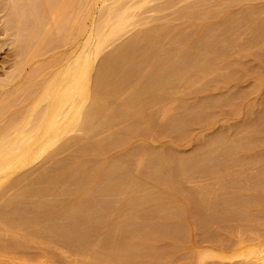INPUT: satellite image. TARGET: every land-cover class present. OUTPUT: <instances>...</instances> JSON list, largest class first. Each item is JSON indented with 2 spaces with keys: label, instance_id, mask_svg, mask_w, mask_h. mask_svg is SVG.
Here are the masks:
<instances>
[{
  "label": "rangeland",
  "instance_id": "374dc122",
  "mask_svg": "<svg viewBox=\"0 0 264 264\" xmlns=\"http://www.w3.org/2000/svg\"><path fill=\"white\" fill-rule=\"evenodd\" d=\"M209 1L210 0H173V2L169 3L167 0H152L146 6L135 11L139 17H142L139 23L137 22V25L128 26L121 35L118 34V36L109 39L105 43L101 54L95 61L96 67L100 64L103 56L113 55L116 58V55L118 54L120 59L117 57L118 60L115 59V61H124L123 63L125 66L123 63H120V65L126 67L125 69H131V72L129 73L132 75L127 74V70V73H123L125 70H123V72L121 70L123 75L126 74L134 77L142 71L145 73V76L147 75L146 79L150 80L149 83H156L154 81L158 79L157 77L160 78L162 74L165 77L166 74L163 72L169 71V73H171L172 70H174L172 68L175 67L178 68V70H181V68L184 69L182 65L186 62H182L181 59L183 56L184 58L186 56L188 58L184 59V61L191 59V63H193V57L196 58L197 54L199 56L200 53H195L196 47L194 46H196V43L198 42L199 46H197V48L200 50L199 47L203 45V41H195L198 40L199 37L196 39L193 35L196 30H198L197 28L200 24H209L206 26L207 29H203L204 31L199 33V35L202 36L200 37V40H202L204 34L208 33L211 35L213 33L221 37L218 39V36L214 37L210 35L213 38V40L211 39L212 41L217 37L221 43L217 40V44L219 45L214 47L213 44L216 42H213L211 47L213 46L212 48L214 49L211 50H214L215 52L213 54V51L209 52L212 56H210L211 54H207L208 58L205 57V59L207 58L206 60L202 59L204 64H201V62V68L200 66L198 67L201 69L198 70V72L200 71L198 73L199 75H193V72L191 71L193 77L188 72L189 77L192 78H188L189 80L187 79V81L181 80L179 83H175L176 85L174 84L175 86H173L176 87L175 89L170 88L171 86L162 87L164 89L169 88L170 90H173L171 91V99L168 98V94V96L164 94V97L160 94V96L158 95V99H156V103H154L155 98H157L155 96L159 94L158 92L161 87L158 85L159 91L157 88L158 86L156 87L155 85L154 88L152 87L149 89L150 87L147 86L149 83L143 78L145 77L144 74H141L143 75L142 81L144 80L142 83L145 84L146 82L147 84L145 85L149 87L146 88V90L149 89V95L150 92L152 93L154 91H152V89H156L158 92L157 94L156 92L153 93L154 102L151 101L153 104L147 101V103H150L151 105L149 107V104H145L146 106H144L145 108H143V111L142 108L141 110L140 108L135 110L138 106L134 107L135 111L133 109L131 110V108L129 110V108H125V106L124 111L127 110L129 113L123 115L122 113L124 112L120 111L119 114L121 117L118 116V114L115 115L113 119L114 124H116V116L119 118L117 120L119 122H117V125H114L111 122L112 126L110 125L111 127H109V129L111 128L110 130H112L111 132L115 130L118 131V129H121L122 132L124 128H128V125H133L137 122L136 124L138 128H134L135 125H133L134 127L131 126L134 128L132 129L133 133H130L129 136H126L123 140L121 139L122 142L120 141L118 142L119 144L116 145H112L113 143L106 145V150L104 145L102 153L99 151L101 154L96 152L97 155L96 153H93L94 155L91 153V156L87 154L86 156L81 155V157L75 149L81 148L82 145L80 144L83 142H75L77 144L73 143L74 146L71 144L68 150L59 154L61 156H56L57 162L47 163L48 161L46 159L44 160V158L47 153L53 150V148H51L30 166L13 174L2 184V186L0 185V264H102L105 255L109 253L107 251L108 248H110V259L114 264H253L264 254V0ZM199 3H201V5H199ZM191 9V12L193 13L185 15V13ZM182 14H184V16ZM235 17H238V20H235ZM194 25L196 28H194ZM208 27H211V29L209 30ZM153 28H156V30L160 28L158 31L163 28V30H161L162 32L165 31V29L167 31L169 28L171 29L167 35L165 32V37L167 36V38H165V41L161 44V46L163 45L162 49H160L161 47L158 48L161 52L160 50L158 51L159 53L154 52L157 50V47L150 45L151 48L147 45V43L151 44V41L148 38L143 40V46L142 41L140 42V46H138L139 44L136 46L133 45V47L129 46V44L131 45L129 41L136 33L139 34L141 31L150 32L148 30H153ZM212 30L213 32H211ZM183 35L187 37L185 38ZM54 37L56 38L58 36ZM51 39L53 38H50V40ZM174 39L175 41H173ZM50 40H47L44 44L46 46L48 43V46L50 45L51 47H44L45 50H41L42 52L41 54L39 53L40 55L38 54V57L36 56L33 59L30 58L31 61L29 60L26 62L24 57L20 56V53H18V46L16 45L14 35L6 38L2 37L0 34V92H4L5 94L0 98L2 99L0 100V135L1 133H5L4 130L6 128L8 130L10 124L13 126L15 124V128L12 127V129H16L17 126L20 125L23 121V117L31 108L44 80H46L60 65L62 57L65 58L67 56L68 52L66 51H69V45L64 46L59 38L57 41L63 46L61 44H56L55 47L56 40H54L55 42H51ZM169 41L172 43L170 44ZM119 47L122 48L119 49L121 51L120 56V51L115 54V51H118L117 48ZM128 47L131 48L128 49ZM147 47L151 48L152 51ZM47 48L51 49L48 50ZM133 48L135 51L132 50ZM153 48L156 50L153 51ZM200 52L203 54L202 49ZM160 53L163 57L159 56ZM125 54L127 56H125ZM190 55L191 58H189ZM130 56H134L132 58L134 60H131ZM153 56L154 59L156 57L158 58V63H156L157 58L155 59L156 66L151 63L152 61L150 62ZM131 61L133 63H131L133 68L130 66ZM190 61H188V64H190ZM134 62L136 63L134 64ZM137 63L139 64L137 65ZM118 65L115 67V64L113 63V68L119 73V68H122L123 66L119 67ZM174 71L177 70L175 69ZM126 75L125 77H127ZM194 76L196 77L194 78ZM199 76L202 78H199ZM150 77L155 79L151 81L152 79H150ZM198 78L200 81H198ZM144 84L142 85L143 88L145 86ZM203 88L205 89L203 90ZM129 90L123 92L121 96L123 97L124 93H126L125 95L127 97ZM146 90L143 91L147 93ZM167 92L169 91L164 93ZM122 97H120V100ZM144 98H141V100ZM147 98L143 100L144 103L146 100H149ZM161 98L164 101H160ZM123 99L121 101L122 104L123 102H127V99ZM40 105L41 106H39L37 110L43 106V103ZM139 106L141 107V104ZM163 106H165V108ZM194 106H199L198 110H200L195 112L194 110H196L197 107L193 109ZM160 108L161 111L158 110ZM134 112L136 113L134 114ZM137 112H143V115L140 113L139 115L142 116H137ZM161 112H165V114ZM179 112H185L186 116H190L189 118L192 120L188 118V120H186L185 118L184 121L183 118L184 126L182 125V128L179 126L178 128L172 127L173 129H171V126L166 127V125H168L167 121L170 119L171 115L173 116L176 114V116H178L181 114ZM184 114L181 115L183 116ZM125 115L126 117H124ZM134 116L136 117L135 123L133 122L135 118ZM180 117L178 116V118ZM139 118L140 121H138ZM172 118H175V116ZM186 121L187 123H185ZM108 130L107 133L110 132V130ZM9 131H11V128ZM74 132L75 131H73V133H68L63 138L64 140H62L64 142H72V138L79 135L78 132ZM103 134L106 135L105 133ZM103 134L97 135L94 137V140H96V138L99 139ZM220 137H222V143L219 142L218 138ZM215 139H218L217 143H220V150L215 154L210 153L213 157L215 155L216 159L214 158V160L209 153L206 152L208 149L206 146ZM85 144L87 145L88 143ZM221 144H223V146ZM76 145H80V147ZM86 145L83 143V146ZM140 150L146 151L147 154H145V157H140ZM68 152H70V154ZM135 152L137 154H134L135 157H133V153ZM130 153H132V155ZM164 153L168 155L170 159H172L171 156H174L176 159L173 158V162L180 159L177 157H184V159H191L190 162L200 159V165L202 163V157L204 159L206 157L207 161L203 160L205 165L202 163L203 168L201 167L202 165L200 166L202 168L201 170L198 168L200 172L203 171L202 173L204 176L200 172L198 173L197 169V173H195L196 175L194 174L187 178V180H190L187 181L185 178L184 180H181L182 182L179 180V183V181H177L178 175L175 172L176 169L174 170V168H176L174 167L175 165L173 166L172 164L170 168L165 170L169 175L171 173L172 175L173 173L177 175V177L173 175L177 180L174 178V182H172L173 184L170 182L172 185L170 187L168 185L167 187L163 182L159 183V185L160 187L163 186V189L166 187L169 191L173 190L171 192H175L174 194L182 200V206L179 205L181 203L178 199L177 201L179 204L176 203L177 201H174L175 203L171 201L170 203L173 204H169L170 206L168 204L163 206V203H159V206L161 207L157 206L156 209V205H150L152 202V194L150 193L153 190L155 191V189L150 191L152 186H149L150 188L146 186L145 188H142V191L147 188L149 189V192L146 190L144 191V194H149L144 195L145 197L142 198L143 201H149V203L143 208L135 209L136 207L134 206V208L133 205H135L136 199L141 193L140 192L138 196L136 192L141 191L139 190L141 188L137 191L135 189L136 192H131L132 190L130 189L131 191L129 190V192H131L132 195L129 192L126 193L127 190H125L124 192L126 195L122 194L124 192L120 194V199L121 197L123 198L120 200L115 210L108 214L107 223L109 226L106 230H110L106 231L107 233L105 234L97 235L101 223L104 222V220L102 221L101 214L91 215L90 219L88 218L87 221H85L86 218L84 219L83 222H85V225L82 224V229L84 226L85 235L81 234L82 237L79 235L80 238L77 237L78 240H75L73 244H68L67 242H64L65 240L62 238H58V236L56 237V235L54 236L47 232L48 235L46 233H43L42 235V233L38 232V236H35L37 235L36 232H32L33 234H31V232L27 234L28 232L26 233L24 230H21L16 221L17 224L14 222L13 225L12 223L13 227L6 223L7 216H13L14 219H17L19 215L17 217L15 216V214H17V208H15V206H13L14 208L12 205H9L8 207L3 206L6 201L5 199L11 198L14 195L13 192L16 191L14 186L18 187L17 190L21 189V186H27L25 188H29L28 186L30 183L39 179L38 172L43 168L46 171L47 177L49 176L48 178H53L51 176L55 177L60 174L66 175V171L68 173L71 168L73 169L76 163L79 162V159L81 161V158L82 160H87L88 158L89 162H91V159H95L97 162L94 160L95 162H91V164H101L99 166L102 169L106 168L110 163L109 161L118 159H122V161L124 160V163L126 162V167L129 166L130 168V163L135 159V163L132 164L130 170L136 168V170L134 169L133 171H137V169L140 168L139 172H136L138 174L143 173L146 170L142 163L145 162L144 159H152V157H155L152 160L154 161L158 156H161ZM206 153H208V157L206 156ZM71 156L72 158H70ZM131 156L134 159H132ZM187 156H191V158H188ZM192 156H195L196 159L193 157L192 160ZM138 157L141 158L139 168L136 166ZM58 160H60L61 163L58 162ZM63 160H65V162H63ZM99 160L101 163L98 162ZM42 162L45 167L42 165ZM147 162L146 164H148ZM34 168H37V171ZM58 169H62V172L58 171ZM170 169L174 170V172H171ZM88 171L89 170L86 172L82 171V179L88 177V175H86ZM165 171L163 170L159 172L164 174ZM26 172H28L27 174L29 177ZM156 173L157 172H155L154 175L158 176L159 173ZM161 173L160 176L163 175H161ZM84 174L86 175V178L83 177ZM218 174L221 175L219 176ZM24 175L28 178L23 177ZM213 175V178L217 177L216 181L213 180ZM153 176L152 178L155 177ZM200 176L205 178L202 179ZM79 177L80 174L79 176L76 175L74 177L75 182L70 181L68 183L67 181L69 180L63 181V183L61 182V186H59L60 184L58 185L59 190L57 188L56 192L57 196L59 194L60 197H57L55 194H48L47 199L50 201L54 197V203L69 199L70 194H68V192L70 193L72 190V186L70 185L76 182L80 183L78 181ZM156 178H159V176ZM171 178L173 179L170 175V180L172 181ZM207 178H210L211 182H209ZM14 179H18L17 184L10 186ZM198 179L199 181L201 180L200 182H205L204 184L206 187H209V190L213 187L216 188L217 185H219V188H217L218 192L216 196H214V198H217L216 206L218 208L217 209L216 206L214 208V212L216 213H214L215 217L212 216L213 213L212 215H208L207 212L204 211L205 209L202 210L204 207L202 208L200 205V202L198 201L199 197L197 192H195L200 188V182ZM19 180L24 182L22 183ZM157 180L156 182H159L164 179ZM194 180L199 182V184L196 181L194 183ZM80 181L82 182V180ZM164 181L167 183L166 180ZM18 182L21 183V186ZM64 182L67 186L69 185L68 189ZM206 182L210 183V185H207ZM39 183L40 182L38 181V184H32L33 187H31L32 185L30 184V188L35 187L43 189L48 186L47 183ZM196 183L197 185L195 186L194 184ZM63 184L64 186H62ZM204 184L201 183V185ZM220 186H223V188ZM69 187L71 189H69ZM214 188L213 190H215ZM3 191L5 194H3ZM60 191H62L61 194ZM214 194L210 193V196L212 197ZM49 195H52V198ZM135 195L138 197L135 198ZM141 195L143 196V193ZM55 196L57 200H55ZM130 196L135 198L134 204L132 203V199L134 198L131 199L132 202L128 201L130 200ZM31 197L32 200L30 199V201L35 202L36 198L33 195ZM140 197L138 199H141ZM33 198L35 199L33 200ZM63 201H61V203ZM165 207H167V209ZM3 208L5 211L9 210L10 213L7 212V215L3 212L5 213L4 215L2 213L4 210ZM12 209L16 210L14 212L12 211L11 214ZM46 212L49 211L46 210L45 213ZM161 212H163V214H161ZM166 212L167 214L169 213V215H167ZM104 213L106 214V212ZM3 223H5V227ZM114 227L117 229H113ZM110 231H112L111 234ZM96 242H98L97 245H95ZM109 242H111V244H109L111 245L110 247H108ZM250 246H257L259 247V250L249 253L247 251L253 249L250 248ZM111 247L113 248L111 249Z\"/></svg>",
  "mask_w": 264,
  "mask_h": 264
},
{
  "label": "bare ground",
  "instance_id": "6f19581e",
  "mask_svg": "<svg viewBox=\"0 0 264 264\" xmlns=\"http://www.w3.org/2000/svg\"><path fill=\"white\" fill-rule=\"evenodd\" d=\"M151 1L152 0H0V25H1L0 34L2 37H6V38L11 36V35H14L16 45L18 46V53H20L19 54L20 56L24 57L26 62H28L30 60V58L33 59L36 56L38 57V54L39 53L41 54V52H42L41 50H45L44 47L48 46V43L46 44V46L44 43H46L47 40H50V38H53L50 40L51 42H55L54 40H56L57 38L58 39L60 38L61 43L64 46H67V45L70 46V49H68L69 51H66V52H68L67 56L66 57L64 56L65 58L62 57V62L60 63V65L53 71V73H51L50 76H48V78L46 80H44V82L40 86L39 92L37 93V96H36L35 100L33 101L31 108L28 110L26 115L23 117V121L19 125L20 127L17 126L16 129H12V127H14L15 124H14V126L12 124H10V126L8 127V130L6 128L4 130L5 133H1V135L3 134L2 136L0 135V185L1 186L9 177H11L13 174L17 173L18 171H21L22 169L30 166L34 161H36L39 157L44 155L51 148H53V150L50 151L49 153H47V155H45L46 157L44 158V160L46 159L48 161L47 163L57 162L56 156L65 152L66 150H68L70 145L75 143V142H78V143L83 142L84 145H86L85 143H88L86 146H83V143H82V144H80V145H82L81 148L75 149L77 151V153H79L80 157H81V155L86 156L87 154L90 155L91 153H92V155H94L93 153H96L99 151H101V153H102V151L104 150L103 149L104 145H105V150H106V148H107L106 145H109L112 143H113L112 145L119 144L118 142H120L121 139L123 140L126 136H129L130 133H133L132 129L138 128V127L136 124L137 122L135 123L136 117L134 116L135 118H134L133 122L135 124H133V122H132V124L135 125V127L133 125H128V128H124V130L122 129L123 130L122 132H121V129L120 130L118 129L119 132L117 130H115L117 132H115V131L111 132L112 130H110L111 128L109 129V127L112 126V123L114 124L113 119H114L116 114H118V116H120V114H119L120 111L124 112V113H122L123 115L125 113H129V112H127V110L124 111L125 108H127V107L129 108V110H130V108H131V110L132 109L134 110V107L138 106L135 110H138L139 108L141 110V108H142V111H143L144 110L143 108H145L144 106L149 104V107H150V105L153 104V102H154L153 93L156 92V94H157V92L159 91V86L161 88L163 86H166V87L171 86L170 88L175 89L176 87H173L176 85L175 83H179V81H181V80L187 81L188 78L191 79L193 77V75H197L200 72V71L198 72V70H201L200 69L201 64H204V61H202V59L206 60L208 58L207 54H209V55L211 54L209 52L213 51L212 54L215 52L214 50H211V49H214L212 47L213 46L216 47L217 45H219V44H217V40L219 39L220 36L213 34V33H212V35L208 33L209 36H208V34H204L202 40H200V37H202V36H200L199 33H202L201 31H204L203 29H207L206 26L208 23L206 25L205 24H200V25L198 24L199 25V27L197 28L198 30H196L195 34L193 35V37L196 39H198V37H199V39L195 40V41H201V42L203 41L202 42L203 45H201L199 47L200 50L197 48V46H199L198 42L196 43L197 45L194 46V47H196V49L194 48L196 50L195 53H200V54L198 56V54L196 55L194 53L197 56L196 57L193 54L196 58H194L192 55V57H193L192 62L193 63H191V61H190L191 59L184 61V59H188V58H187V56L185 58L183 56L181 60H182V62H186V63L185 64L182 63L183 65L182 64L181 65L184 69H182L180 67L182 71L180 69H179L180 70L179 71L178 68L175 67L172 69H174V70L176 69L177 71L172 70L171 73H169V71L163 72L164 74H166L165 77L163 76V74L162 75L160 74L161 75L160 78L155 76L158 78L156 81H154L156 83H153V82L149 83L150 80L146 79L147 75L145 76V73L142 71H141V73L139 72L140 74H137L134 77L126 75V74L123 75L122 74L123 70H125L123 73H125L127 70L128 73L127 72L126 73L130 74L129 72H131V69L130 70L125 69L126 67H124L125 64L123 63L124 62L123 60H122L123 62H121L120 60L115 61V59H117V57H118L117 52L120 51L119 49H122L120 47L117 48L118 51L117 50L115 51V54H117L116 58L113 55H105V56H103L100 64L97 67L95 66V61L99 57V55L101 54V52L103 50V46L105 45V43L109 39L118 36V34L121 35V33L123 31H125L128 26L137 25L139 23V21L142 19V17H139V15L135 11L137 9H140V8L146 6ZM167 2L171 3V2H173V0H167ZM192 4H194V3H192ZM195 5H197V4H195ZM195 5H194V7L196 8ZM199 5H201V3H199ZM189 7H190V5H189ZM195 8H193V9H195ZM187 10H188V8H187ZM191 11H192V9L190 11H188L190 13L186 12L185 15L186 14L190 15L191 13H193ZM182 15L184 16V14H182ZM192 15H194V14H192ZM145 19H147V18H145ZM235 20H238V17H235ZM145 23H146V21H145ZM168 25H169V23H168ZM170 27H172V26H170ZM211 27L210 28L208 27L209 30L211 29ZM194 28H196L195 25H194ZM158 30H156V28L155 29L153 28V30L152 29L148 30L150 32H145V31L142 32L141 31L139 34L136 33L137 35L135 34L136 36L134 35L131 38V40L129 41L131 43V45L128 43L129 46L133 47V45L136 46L138 44H139L138 46H140L141 41H142V46H143V40L148 38L151 41V44L147 43V45H149V46L154 45L153 47H157L156 48L157 50L155 48H153V51L156 50L154 52L159 53L158 51L160 49H162V46H163V45L161 46V44L163 43V41H165L164 39L167 38V36L165 37V32L167 35V33H169V30H171V29L169 28L168 31L165 29V31H163V32L161 31V30H163V28L160 30L161 32ZM211 32H213V30ZM210 35L214 36V37L218 36V39L216 37V39H214V41H212L213 38ZM54 36H58V37L55 38ZM184 37L186 38L187 36H184ZM57 40H56L57 43L55 42V47H56V44H61ZM173 41H175V39ZM172 42L169 41L170 44ZM213 42L214 43L216 42V43L213 44ZM218 42L221 43L219 40H218ZM212 44H213V46L211 47ZM193 45H195V44H193ZM0 47H1V45H0ZM131 47H128V49ZM147 48H149V47H147ZM151 48H149L150 51H152ZM158 48H160V49L158 50ZM49 49H51V48H49ZM201 49H202L203 54H201V52H200ZM132 50L135 51L134 48ZM160 52H161V50H160ZM120 54H121V51L119 53V56H120ZM212 54L210 56H212ZM125 56H127V55L125 54ZM154 56H155V53H154ZM154 56H153L152 60H150L151 58L149 60H150V62L152 61L151 63H153L156 66V63H158V58L156 57L157 58V60H156L157 62H156L155 61L156 58L154 59ZM156 56H157V54H156ZM159 56H162L161 53L159 54ZM133 57H131V60H134V59H132ZM205 57H207V58L205 59ZM189 58H191V55ZM188 61H190V64H188ZM116 62H118V63H116ZM113 63L115 64V67L119 64L118 65L119 67H122L124 65L123 66L124 68L122 67L123 68L122 69V68L118 67L119 68V73H118V71L116 72V69L113 68ZM120 63L121 64L123 63V65H120ZM131 63H132V61L130 62V66H131ZM135 63L136 62H134V64ZM138 64L139 63H137V65ZM199 66H200V68H198ZM127 67H128V65H127ZM121 70H122V72H121ZM196 70H197V73H196ZM160 71H159V73H160ZM191 71L193 72L192 73L193 75L191 74ZM188 72L192 75V77H189ZM120 73H121V75H120ZM141 74H144L145 77H143V75H141ZM155 74H157V73H155ZM186 74L188 75V77ZM125 75L128 78L125 77ZM130 75H132V74H130ZM185 76H186V78H185ZM142 77L144 79H146L147 83H149V84H147L145 82V84H147V86H149L150 88L147 87L144 83H142L144 81V80L142 81V79H143ZM195 77L196 76H194V78ZM199 78H202V77L199 76ZM199 78H198V81H200ZM150 79H152V78L150 77ZM154 79H152L151 81H153ZM143 84L145 85L144 86L145 89L142 86ZM154 85L156 87L159 85L157 87L158 91L156 89H152V91L153 90L154 91L152 93L150 92V95H149V89H151L152 87L154 88ZM146 88H149V89L146 90ZM161 88H160L161 93L159 91L158 92L159 94H157V96H155L157 98H155L154 103H156V99H158L160 94H162V96L164 94H166V95L168 94L169 95L168 98H170V96L172 95L171 94V91H173L172 89L170 90L169 88H165L166 89L165 90L164 88H162V90H163L162 91ZM204 89L205 88H203V90ZM127 90H129L127 93V97L125 95L126 93H124L123 97L125 96L126 98L124 97V99H123V97L121 95L123 94V92H126ZM143 90H146L147 93ZM166 91H169L170 93L169 92L164 93ZM2 95H5L4 92H0V98ZM147 95H149L150 97L152 96L153 98L152 97L150 98ZM144 96H145V98H144ZM120 97H122L121 100H120ZM147 97H149V98H147ZM141 98H144V99L147 98L149 100H146V102L144 103L143 102L144 99L141 100ZM122 99L123 100L127 99V102H125V103L123 102L124 105L121 102ZM150 99H153V100H150ZM0 100H2V99H0ZM147 101H149L150 103H151V101H153V102L150 104V103H147ZM160 101H164V100H162V98H161ZM42 103H43V106L40 107L39 110H37V108L39 106H41L40 104H42ZM140 104H141V107L139 106ZM163 107L165 108V106H163ZM195 107H197V109L194 111L198 112L200 110V109L198 110L199 106H194L193 109H195ZM161 108L158 110L161 111ZM200 108H201V106H200ZM188 109H190V108H188ZM193 109H192V111H193ZM163 110H166V109H163ZM132 113H133V111H132ZM135 113L136 112H134V114ZM140 113H142V115H143V112H139L136 115L140 116L139 115ZM161 113L165 114V112H161ZM179 113L184 114L185 112L184 113L179 112ZM180 115H178V116L180 117ZM173 116H175V118H172ZM173 116L171 115L170 119L168 118L169 122L167 121L168 125H166V127L171 126V129H173L175 127L178 128V126L182 128L184 126L183 123L185 121V118H186V120L190 119L189 118L190 116H186V113L183 115L184 117L181 115L180 118H178V116H176V114H174ZM124 117H126V115ZM116 118H117L115 120L116 124H114V125H117V122H119V121H117L119 118L117 116H116ZM183 118H184V121H183ZM180 119H182V120H180ZM190 120H192V119H190ZM138 121H140V118ZM185 123H187V121ZM138 124H139V122H138ZM114 125H113V127H114ZM131 126H133L134 128ZM10 128H11V131H9ZM108 129L110 130L111 133L110 132L107 133ZM147 129H149V128H147ZM144 130H146V129H144ZM73 131H75L76 133L78 132L79 135H77L75 137L71 136V137H74V138H72V140H73L72 142H69V141L64 142L63 138L68 133H70V132L73 133ZM103 133H105L106 135H104ZM99 134H101V135L103 134V136H101V137L99 136L100 137V138L98 137L99 139L96 138V140H94V137H96ZM221 138L222 137L218 138L220 143H222ZM218 139L212 140L210 142V144L208 146H206L208 149L205 148V149H207L206 152H208L209 155L213 159L215 158V155L213 157L211 154L212 153L215 154L220 150V148H219L220 143L219 142L217 143ZM75 144H77V143H75ZM80 145H76V146L80 147ZM221 145L223 146V144H221ZM72 146H74V144ZM71 149H72V147H71ZM227 150H228V147H227ZM70 151H72V150H70ZM136 152H138V151H136ZM136 152L133 153V157H135L134 154L135 155L137 154ZM68 153L70 154V152H68ZM71 153H73V152H71ZM208 153H206V156L208 155ZM219 153H221V152H219ZM130 154L132 155V153H130ZM139 154H140V157H142V156L145 157V154H147V153L145 150H143V151L139 152ZM139 154H138V156H139ZM96 155H97V153H96ZM203 155H205V154H203ZM59 156H61V155H59ZM146 156H148V155H146ZM140 157H138V159H137L138 162H136V166H138V168H139L140 163H141ZM193 157H194V159H196L195 156H192V160H193ZM70 158H72V156ZM131 158H132V156H131ZM153 158H155V157H152V159H150V158H147L146 160L144 159L145 162H142V163L144 164V168L146 170H145V172L138 173V174L136 172L137 171L139 172L140 168L137 169V171H133L134 169L136 170V168H134V169L132 168V170H130V168L132 167V164L135 163L134 158H132L134 160L130 159V160H132V163H130V168H129V166L126 167V164H125L126 162L124 163V160L122 161V159L121 160L118 159V160H114V161H109L110 163L106 166V168H103V169L100 168V166H99L101 164H99V165L97 163H96L97 165H94V163L91 164V162L96 161L95 159H94L95 161L91 159V162H89L88 158H87V160L86 159L82 160V158H81V161L79 159V162L76 163V165L73 169L72 168H71V170L68 169L69 172L71 171L70 173L68 172L69 174L66 171V175H63V174L59 175L58 174L59 176H57V175L55 177L51 176L53 178H48L49 176L47 177L46 171L43 168L41 171L39 170L41 173L38 172L39 173V179H37L40 182L39 184H41V182L47 183L48 186L43 188V189L35 188V187L30 188V184L31 185L32 184L33 185L38 184V181L36 180L35 182L33 181L34 183L32 181H30L32 183H30V184L28 183L29 188H25L27 186H25V187L21 186V183L18 182L22 188L17 190L18 187L14 186L15 184H17L18 179H20L19 177H17L18 179H14L10 184V186H14L16 191L13 192L14 195L11 198L5 199L6 201H5V204L3 206H5V207H8L9 205L10 206L12 205V207L15 206V208H17V214H15V213L14 214L16 217L18 215L19 216L17 219H14L13 216L8 217L7 212L10 213V211L9 210L5 211L6 208L4 207L5 209L3 208L4 210L2 211V213L5 212L7 214L6 215L7 216L6 217V219H7L6 223H8L9 226L13 227L12 223L14 225V222L16 221L18 224L16 222L15 223L21 228V230H24L26 233L28 232L27 234H29L30 232H31V234H33L32 232H36L37 235H35V236H38L39 235L38 233H42V235H43V233L47 232L48 234L51 233L54 236L56 235V237L58 236V238H62L63 240H65L64 242H67L68 244H73V242H75V240L77 241L78 238L82 237V235H85L84 226L82 229V224L85 223V222H83L84 219L86 218L85 221H87L88 218L90 219L91 215L101 214V219H102V221L104 220V222L101 223V226L99 228L97 235H100L103 233L105 234V233H107L106 231L110 230V229L106 230L109 226V224L107 223L108 214H109V212H112L115 210L116 206L119 204L120 200L123 198V197H121V199H120V194L122 192L127 190L126 193H128L130 189L132 190V191L130 190L131 192H136L139 188H141V189H139L141 191L136 192L138 194V196H139V193L141 192L140 193L141 197L139 196L141 199H138L139 197L136 195L134 196L135 198L138 197L136 199V202H135V198L133 196L132 197L130 196V200L132 198H134V199H132L133 202H132V200L130 201V200L126 199L129 202H132L133 204L135 202V205H133V207L134 206L136 207V208L134 207L135 209L143 208L149 203V201H145V200L143 201V198H142V197H145L144 195L149 194V193L144 194L145 193L144 191H146V190H147V192H149V189H147V188H146V190L144 189V191H142V188L143 187L145 188L146 186L147 187H149V186L153 187V188L151 187L150 191L152 189H155V191L153 190L154 192L152 191L153 193L152 192L150 193V194H152V202L150 203V205H156L155 208L157 209V206L161 207V206H159V203L160 204L163 203V206L164 205L166 206L167 204L168 205L173 204L180 197H178L176 194H174L175 192L172 193L171 191H173V190L169 191V190H167L166 187L163 189V186H161L162 187L161 188L159 183L163 182V184H165L166 186L168 185L170 187V186H172L170 184V182L171 183L174 182L173 180H174V178L177 177V175H178V180L176 178L177 181H179V180L181 181L182 179L184 180L185 178L187 180V178H189L191 175H194L195 173H197L198 168H200V170L203 168V165H205V162H203V160H206V157H205V159L202 157L201 162L203 163V165L201 163V165H202L201 166L199 163L200 159L196 160V161L193 160L194 162L193 161L190 162L191 159L188 160V159H184V157H182L183 159L181 157H177L180 159H177L176 161L173 162V160H174L173 158H175V157L171 156L172 159H170V157H168V155H166L165 153L162 154L161 156H158L156 158V160H154V161H152ZM188 158H191V156ZM60 160H58V162H60ZM209 160H211V159H209ZM147 161H149V162H147ZM63 162H65V160H63ZM98 162H100V160ZM146 162L148 164H146ZM67 164H69V163H67ZM105 164H107V163H105ZM172 164H173V166L175 165L174 167H176V168H174V167L173 168H174V170L176 169L175 172L177 175H175L173 173V175L176 176L175 177L171 173L170 175H171V177H173V179L171 178L172 179V181H171L169 173H167L165 170L170 168V166H172ZM42 165H43V162H42ZM43 166L45 167V165H43ZM58 168H60V167H58ZM61 168H62V166H61ZM34 169L37 171V168H34ZM48 169H50V168H48ZM54 170H55V168H54ZM61 170L58 169V171H61ZM84 170H86V171L89 170L88 171L89 173L88 172L86 173V175H88L87 178L85 177L86 176L85 174L83 175V177L86 179H82V177H81L82 171L86 172ZM163 170L165 171L164 174L159 172V171H163ZM174 170H171V172L172 171L174 172ZM43 171H44V173H43ZM194 171H196V172H194ZM155 172L159 173V175H158L159 178H156L158 176L154 175ZM199 172L200 171L198 169V173ZM202 172L203 171H201L200 173L203 174ZM27 173L28 172H26V174ZM160 173H161V175L162 174L163 175L160 176ZM79 174H80L81 179L79 177L78 181L80 183L76 182V183H72L73 185L72 184L70 185V186H72V190L70 191V193L68 192V194H70V198L66 199L65 201L61 200V201H63L62 203H61V201H58V203H54L53 202L54 197L52 198L51 196L53 194H55L57 196L56 192H57L58 185L60 184L59 186H61V182L63 183V181L69 180V181H67L68 183L70 181H74L75 180L74 177L76 175L79 176ZM27 176L29 177L28 174H27ZM27 176L24 175L23 177L26 178ZM62 176H64V177H62ZM152 176L154 178H152ZM203 176H204V174H203ZM200 177H202V176H200ZM213 177H214V175L212 176V178ZM204 178L202 177V179H204ZM216 178H213V180L216 181ZM155 179L156 180L157 179H159V180L164 179V180H166L167 183H165L164 180L163 181L157 180L159 182H156ZM29 180H30V178H29ZM34 180H35V178H34ZM76 180H77V177H76ZM80 180H82V182ZM188 180H190V179H188ZM196 180H197V177H196ZM196 180H194L193 182L195 183ZM207 180H209V182H211L210 178H207ZM213 180H212V183H213ZM221 180H223V179H221ZM19 181H21L22 183L24 182L22 180H19ZM168 181H169V183H168ZM180 181H179V183H180ZM185 181H183V182H185ZM198 181H199V179H198ZM199 182H197V183L199 184ZM25 183H26V181H25ZM197 183L194 185L196 186ZM201 183L204 184L205 182H200L199 190L195 189V190H197L195 192H197V195L199 197L198 201L200 202V205L202 206V208L204 207L202 210L205 209L204 211H206L208 215L209 214L212 215V213H213L212 216L215 217L216 213L214 212L215 211L214 208L217 204V200H216L217 198L216 197L214 198V196H216V194L218 192L217 188H219L218 187L219 185H217L216 188L211 186L215 190H217V191H215V190H213V188H211L209 190L208 186H207L208 187L207 188L206 185L204 184L205 185V187H204V185H201ZM206 183H207V185H210V183H208V182H206ZM64 184H65V182H64ZM64 184L62 186H64ZM219 184H220V181H219ZM33 185L31 187H33ZM211 185H213V184H211ZM68 186L66 185L67 189H68ZM201 186H202V188H201ZM7 187H9V186H7ZM220 187L223 188V186H220ZM69 189H71V188L69 187ZM135 189H136V191H135ZM58 190H59V188H58ZM211 190H213L214 192L213 191L210 192ZM61 192L62 191H60V194H61ZM64 192H63V194H64ZM131 192H129V193L131 194ZM126 193L124 192L122 194L126 195ZM142 193H143V196L141 195ZM210 193L211 194L215 193L214 195H212L213 198L210 196ZM3 194H5L4 191H3ZM48 194H52L51 196L50 195L49 196L52 198V199L51 198L50 199L52 200L53 203L51 202V200L49 201V199H47ZM32 195L36 198L35 202L30 201V199L32 200V197H31ZM56 196H55V200H57ZM58 196H59V194H58ZM35 198H33V200ZM124 198H126V197H124ZM0 199H1V194H0ZM171 201H173V203H170ZM178 201L181 203L182 200L179 199ZM178 201L176 203H178ZM182 204L183 203H181L179 205L182 206ZM165 208L167 209V207H165ZM216 208H217V206H216ZM45 209L49 212L45 213V211H46ZM162 209H163V207H162ZM162 209L160 208L161 211H162ZM0 210H1V208H0ZM15 210L12 209L11 214H12V211L14 212ZM104 212H106V214ZM5 213H3V214L5 215ZM93 213H95V214H93ZM161 214H163V212H161ZM166 214H167V212H166ZM119 215H120V213H119ZM167 215H169V213ZM216 218H217V216H216ZM4 224L5 223H3V225ZM4 227H5V225H4ZM6 227H7V224H6ZM115 227L113 229H117ZM8 228H10V227H8ZM111 232L112 231H110V234H111ZM79 235H81V236L79 237ZM50 236H52V235H50ZM111 242H112V240H111ZM111 242H109L108 245L111 244ZM97 244H98V242L95 243V245H97ZM110 246L111 245H109L108 247H110ZM113 247H111V249ZM250 248H253V249H251L250 251L248 250L247 252H249V253H253L256 250H259V247H257V246H255V247L250 246ZM107 251L109 253L105 255V258H104V261L102 262V264H114V262L110 259V256H111L110 248H108ZM111 252H113V251H111ZM250 264H252V263H250ZM253 264H264V254L258 259L257 262H254Z\"/></svg>",
  "mask_w": 264,
  "mask_h": 264
}]
</instances>
